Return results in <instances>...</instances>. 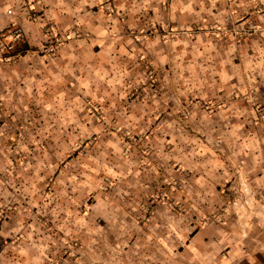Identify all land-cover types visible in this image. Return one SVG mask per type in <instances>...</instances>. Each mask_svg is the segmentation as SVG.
<instances>
[{
	"label": "rangeland",
	"instance_id": "rangeland-1",
	"mask_svg": "<svg viewBox=\"0 0 264 264\" xmlns=\"http://www.w3.org/2000/svg\"><path fill=\"white\" fill-rule=\"evenodd\" d=\"M84 1L11 6L36 13L0 66V264H193L230 213L263 231L264 0Z\"/></svg>",
	"mask_w": 264,
	"mask_h": 264
},
{
	"label": "crops",
	"instance_id": "crops-1",
	"mask_svg": "<svg viewBox=\"0 0 264 264\" xmlns=\"http://www.w3.org/2000/svg\"><path fill=\"white\" fill-rule=\"evenodd\" d=\"M90 1L86 0V2ZM20 2L21 0H0V10ZM32 2H34L35 11L38 13L42 11L51 22L78 18L81 15V4L85 3L84 0L80 2L78 0H32ZM35 11L31 9L27 13H18L16 18L20 22L24 21L25 29L33 28L26 19L36 13ZM241 215L235 216L230 213L222 225L216 226L212 223L200 229L186 246L187 258L193 264H264V229L261 231L255 221L249 222L248 226L241 229L238 225L245 220ZM222 250H226L223 258L220 257Z\"/></svg>",
	"mask_w": 264,
	"mask_h": 264
},
{
	"label": "built area",
	"instance_id": "built-area-1",
	"mask_svg": "<svg viewBox=\"0 0 264 264\" xmlns=\"http://www.w3.org/2000/svg\"><path fill=\"white\" fill-rule=\"evenodd\" d=\"M15 14L14 7L0 10V66L19 55L16 45L22 41L24 32Z\"/></svg>",
	"mask_w": 264,
	"mask_h": 264
},
{
	"label": "trees",
	"instance_id": "trees-1",
	"mask_svg": "<svg viewBox=\"0 0 264 264\" xmlns=\"http://www.w3.org/2000/svg\"><path fill=\"white\" fill-rule=\"evenodd\" d=\"M18 46H19V44H18V45H16V51H17V50H19Z\"/></svg>",
	"mask_w": 264,
	"mask_h": 264
}]
</instances>
